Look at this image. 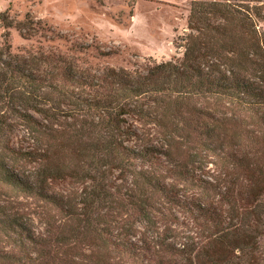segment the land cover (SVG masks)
<instances>
[{
	"label": "trees",
	"instance_id": "16d2710c",
	"mask_svg": "<svg viewBox=\"0 0 264 264\" xmlns=\"http://www.w3.org/2000/svg\"><path fill=\"white\" fill-rule=\"evenodd\" d=\"M263 24L264 0H192L182 55L133 69L7 32L0 264H264Z\"/></svg>",
	"mask_w": 264,
	"mask_h": 264
},
{
	"label": "rangeland",
	"instance_id": "374dc122",
	"mask_svg": "<svg viewBox=\"0 0 264 264\" xmlns=\"http://www.w3.org/2000/svg\"><path fill=\"white\" fill-rule=\"evenodd\" d=\"M191 1L0 0V14L8 11L16 22H26L27 14L42 21L31 39L0 23V45L9 32L13 53L43 48L126 69L169 61L182 55Z\"/></svg>",
	"mask_w": 264,
	"mask_h": 264
}]
</instances>
